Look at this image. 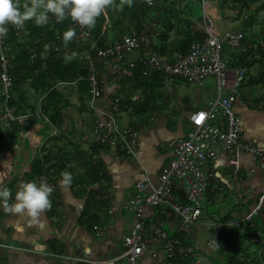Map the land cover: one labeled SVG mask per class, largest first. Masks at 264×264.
Wrapping results in <instances>:
<instances>
[{
	"label": "built area",
	"instance_id": "1",
	"mask_svg": "<svg viewBox=\"0 0 264 264\" xmlns=\"http://www.w3.org/2000/svg\"><path fill=\"white\" fill-rule=\"evenodd\" d=\"M201 8L204 38L191 43L189 49L182 53L175 51L173 59L161 55L153 43L158 35L157 23L144 21L139 31L124 33L119 37H109L104 44L91 32V27L80 25L69 16L68 28H75V35L71 40H65L61 34L55 33L53 45L68 53L72 50L71 43L80 46L74 53L82 59L86 69L84 76H77L71 80H58L53 87L76 85L86 80L89 88L86 103L93 115L91 130L97 149L109 148L113 150V157L135 156L139 144V129L118 122V117L104 106V81L108 73L117 78L127 73L136 62L148 68L161 71L162 88L167 94H172L175 82L199 84L205 77H215L217 94L206 106H195L187 113L189 125L185 134L179 136L173 146L167 164L157 176L156 181L137 180L134 193L123 203V209L131 212L133 222L130 232L123 237V249L114 259H126L128 264H136L137 259L145 252H150L155 258L167 262L176 256L183 255L195 249L197 224L200 222L205 206V192L208 182L215 175V171L208 166L209 161L216 158L221 150L230 153L228 160L237 173L239 167V152H247L255 164L264 171V147L257 146L252 139H243V129L239 117L235 113V102L239 93V86L245 75V67L231 68L223 56L225 46L238 47L243 38L240 28H226L219 32L216 28L214 15L210 11L211 0H191ZM31 0H18L19 6ZM104 21L102 31L110 26L106 10L103 11ZM49 28H57L52 13H49ZM17 33L21 27L14 26ZM264 44V39L261 42ZM45 49L50 45L43 44ZM71 53V54H72ZM34 55V54H33ZM12 61L8 47L0 37V98L2 103L1 119L8 124L22 125L31 119L49 124L50 130L44 140H38L41 148L48 137L58 135V128L52 124L41 108V102L46 93L37 97V107L34 111H17L9 104L12 96V78L10 68ZM51 89V88H50ZM49 89V90H50ZM261 105V101L259 102ZM30 124V126L33 125ZM39 148V149H40ZM41 156V155H40ZM60 161L57 159L45 162L42 172L43 179L55 187ZM95 199L104 198L105 192L99 181L91 185ZM264 202V186L260 189L258 202L241 217L228 221L227 224L240 225L259 214V208ZM167 207L176 220L173 234H169L161 223L156 221L148 231V219L154 214L156 207ZM210 220H208L209 222ZM207 222V221H206ZM211 227H219L220 222H209ZM105 231L100 224L93 225L94 235ZM209 236V235H208ZM214 237L209 236L207 244L211 246ZM74 260L84 264H100L106 260L91 259L76 256Z\"/></svg>",
	"mask_w": 264,
	"mask_h": 264
},
{
	"label": "crops",
	"instance_id": "2",
	"mask_svg": "<svg viewBox=\"0 0 264 264\" xmlns=\"http://www.w3.org/2000/svg\"><path fill=\"white\" fill-rule=\"evenodd\" d=\"M210 11L216 18L222 10L218 4L211 3ZM104 78L102 98L104 106L110 109L117 93V76L110 72ZM180 81L177 80L176 83ZM162 90L164 91L163 88ZM164 92L166 102L163 108L148 112L150 120L139 128L137 152L131 157L114 158L112 149H94V136L90 138L84 130L75 132L73 127L69 128L71 111L76 110L73 106L67 113L69 119L65 124V134L59 131L58 138L48 137L41 148L37 146V142L48 136L49 126L38 120L32 126L21 129L18 125L6 123L0 117V184L11 187L13 192L23 181H38L36 177H29V172L33 158L44 154L41 150L43 146L56 154L58 152L62 160L69 159L67 168L60 169L54 180V192L57 191L59 195L56 201L51 199L55 206L45 209L38 221L30 223L32 218L28 215L9 213L0 205V264H84L74 260L76 256L106 260L100 264H128L126 259H114L122 251L123 237L130 232L133 222L132 213L125 211L122 204L133 195L137 180H157L158 174L168 162L176 139L189 128L187 113L193 107L201 106L188 99L182 100L175 93L176 104H173L172 97ZM1 109L0 101V115ZM234 109L242 123L241 137L245 140L252 139L257 146L264 147V86H251L246 95L238 94ZM87 113L91 130L93 115L89 110ZM77 115L79 127H82L84 122L78 111ZM76 148L84 149L83 154L85 150L87 155L92 153V162L101 163L107 175L99 180L106 196L104 199L93 200L90 208V212L94 214L93 225L100 224L105 228L97 236L93 233V227L90 229L82 217L91 186L84 192L76 182L67 188L59 183L62 173L70 171V167H73L74 175L83 173L80 167L83 157L81 153L77 152L78 156L74 154ZM60 158L54 156L51 159L61 161ZM229 158L230 153L221 150L208 163L215 175L208 182L202 217L196 225L197 233L202 230L209 235L212 227L208 223L219 221L230 211L233 218L241 217L250 209L253 203L250 199L252 201L264 186V171L247 152H239L237 173L229 164ZM207 202L214 203L215 211H220L218 216H213V210L206 211ZM156 221L169 234L174 233L176 220L167 207H156L154 214L148 219V231ZM136 264L172 263L145 252L137 259Z\"/></svg>",
	"mask_w": 264,
	"mask_h": 264
},
{
	"label": "trees",
	"instance_id": "3",
	"mask_svg": "<svg viewBox=\"0 0 264 264\" xmlns=\"http://www.w3.org/2000/svg\"><path fill=\"white\" fill-rule=\"evenodd\" d=\"M218 5L220 10L228 9L235 12V16L243 15L240 28L243 38L240 46L233 49L225 46L223 49L227 65L232 68L245 67L242 82H246L250 87L264 86V44L261 43L264 39V13L261 22L258 18L264 11V0H218ZM199 8L191 0H113V5L105 8L110 26L101 34L104 21L101 14L97 17L95 26L91 27V32L99 37L98 42L101 45L107 42L109 37L116 38L133 30L139 31L144 21H154L157 23L158 35L153 47L161 55L173 59L175 51L184 53L192 42L204 38ZM67 20L68 17L60 22L57 28H49L48 24L37 25L33 20H28L19 33L15 31L14 25H9V32L3 36V44L8 47L12 61L10 75L13 87L9 104L17 111H34L38 95L46 93L41 108L52 124L64 134L68 119L66 109L73 106L79 113L89 110L86 103L89 85L86 80L71 85L74 86L76 102L70 100L66 91L53 87L58 80H71L86 74L82 59L74 56L80 46L71 43L74 51L66 53L53 45L55 33L61 34L64 38L68 28ZM46 42L50 45L49 49L43 47ZM116 84L117 93L115 97L113 96L111 109L115 114L118 110L128 111V124L134 128L139 129L146 125L150 120L148 112L161 110L166 102L162 90L161 71L148 68L140 62H136L126 74L117 78ZM28 88L35 93L33 97L28 94ZM34 119L19 127L28 128ZM44 124L49 126L46 121ZM53 138L56 139L58 136L54 135ZM78 148L74 154L77 155V152L82 154L80 167L83 173L73 174L75 177L73 182L86 192L94 182L106 178L107 175L101 163L92 162V153L87 155L85 150L83 154L84 149ZM93 148H96L95 144ZM41 150L44 154L33 158L29 172V177H36L38 181L42 177L45 162L51 161L54 156L60 158L58 152L56 154L46 146ZM68 161L67 158L61 159L58 171L67 168ZM72 170L73 167H70V172ZM88 193L90 196L82 217L91 229L94 214L90 212V208L95 198L92 189H89ZM58 196L55 191L51 194V199L56 201ZM54 206L55 202H52L51 207ZM231 213L232 211L219 219V227L215 226L209 230V236L214 237L211 247L219 255L220 260L208 264H264V202L259 208V214L240 225L227 224L228 221L236 219ZM214 240L219 246L215 245ZM193 253L194 251L183 255L177 252L171 263L188 264L194 258Z\"/></svg>",
	"mask_w": 264,
	"mask_h": 264
},
{
	"label": "clouds",
	"instance_id": "4",
	"mask_svg": "<svg viewBox=\"0 0 264 264\" xmlns=\"http://www.w3.org/2000/svg\"><path fill=\"white\" fill-rule=\"evenodd\" d=\"M110 0H31L23 7L19 6L18 0H0V37L9 32V25L23 27L25 22L33 20L37 25L46 24L49 13H52L57 23L63 22L66 17L80 25L94 27L97 17L105 10ZM75 35V28H69L64 33L65 40H71ZM59 183L69 187L73 183V174L64 171ZM54 187L46 179L39 181L27 180L13 192L7 185L0 184V205L4 210L12 214H26L38 221L41 213L51 207V194ZM215 245L219 246L214 240Z\"/></svg>",
	"mask_w": 264,
	"mask_h": 264
},
{
	"label": "rangeland",
	"instance_id": "5",
	"mask_svg": "<svg viewBox=\"0 0 264 264\" xmlns=\"http://www.w3.org/2000/svg\"><path fill=\"white\" fill-rule=\"evenodd\" d=\"M211 3L217 5L218 0H211ZM112 5H113V0H110V3L107 6H112ZM197 7L199 8L198 4H197ZM199 10L201 14L202 13L201 8H199ZM262 13H264V11L261 12V15L258 17L260 22L262 20ZM242 17L243 15L235 16V12L231 10H228V9H226L225 11L222 10L218 17L216 18L214 17L216 28L219 32H222L226 28H241ZM257 27L258 25L255 26V29H257ZM223 56H224V53H223ZM60 88L66 91L65 93L68 94L72 102H76V93L74 91V86H67V87H60ZM250 88L251 87L247 85L246 82H242L241 85L239 86L238 94L246 95V93L250 90ZM174 93L182 100L188 99L189 101H191V103H197L198 105L206 106L208 102L214 99L217 94L215 77L213 75H209L205 77L199 84L184 83L183 81H180L178 83L175 82V89L173 93L169 95L172 97V103L176 104V99H175L176 95ZM28 94L31 95V97H33L35 93L33 92L31 88H28ZM198 100H200L199 103H198ZM68 110L69 109L65 110L66 113H68ZM71 113H72V115H70L71 118L70 119L68 118L69 119L68 127L69 128L70 126L71 128L73 127L72 129L75 132L84 130L85 132L88 133V136L90 138L93 136L95 137L94 133L89 128V121H90L89 113H87V111L80 112V116L82 118V121L84 122L82 127H79V123L77 121L78 120L77 111L75 109H72ZM116 116L118 117L119 124L126 125L128 123L129 113L127 111L121 112V110H118L116 111ZM67 135H69L68 132H67ZM254 199L255 198H252V201L250 199V202H253L250 208H252L258 202V199L256 200V202H254L255 201ZM122 208H123V204H122ZM211 210H213V212L215 211L214 203L207 202L206 211H211ZM214 214L215 215L213 216H218V214H220V211L219 212L215 211ZM208 237L209 236L207 233L203 232L202 230L198 231L196 240H195L196 247L193 253L194 258L188 264H208L211 261L215 262V261L220 260L219 255L213 250L211 246L207 244Z\"/></svg>",
	"mask_w": 264,
	"mask_h": 264
}]
</instances>
